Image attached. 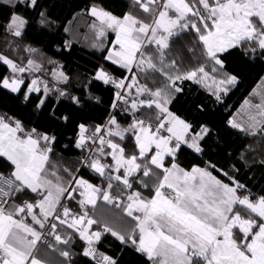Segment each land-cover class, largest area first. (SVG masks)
Here are the masks:
<instances>
[{"label":"snow or ice","instance_id":"snow-or-ice-1","mask_svg":"<svg viewBox=\"0 0 264 264\" xmlns=\"http://www.w3.org/2000/svg\"><path fill=\"white\" fill-rule=\"evenodd\" d=\"M0 264H264V0H0Z\"/></svg>","mask_w":264,"mask_h":264},{"label":"trees","instance_id":"trees-1","mask_svg":"<svg viewBox=\"0 0 264 264\" xmlns=\"http://www.w3.org/2000/svg\"><path fill=\"white\" fill-rule=\"evenodd\" d=\"M57 14L61 15V18L63 19L64 16H67L68 15V12L65 11L63 13H60L58 12ZM70 18V17H69ZM73 23H76L75 21ZM82 23V22H81ZM80 40H81V44H77L73 50V61H75V58L78 57V56H82V55H85V53L81 50L82 49V42H83V37H80ZM86 58V57H85ZM243 94H244V91L242 90L240 93H238L235 97L232 98V101L231 103L233 104H237L239 100L242 99L243 97Z\"/></svg>","mask_w":264,"mask_h":264}]
</instances>
